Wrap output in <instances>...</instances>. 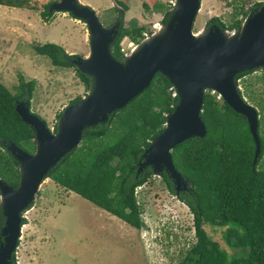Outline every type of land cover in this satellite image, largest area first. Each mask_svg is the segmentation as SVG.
<instances>
[{
  "label": "trees",
  "instance_id": "1",
  "mask_svg": "<svg viewBox=\"0 0 264 264\" xmlns=\"http://www.w3.org/2000/svg\"><path fill=\"white\" fill-rule=\"evenodd\" d=\"M31 1L0 0V5L30 9L34 8ZM52 2L46 3L40 13L46 22L51 20L48 7ZM117 3L126 10L123 2ZM263 4L257 2L255 5ZM156 6L162 7L159 3ZM117 11L120 28L111 45V53L117 60H122L125 51L120 45L121 40L128 37L137 44L144 33L151 31L135 21L123 26L121 11ZM169 13L168 10L163 15L161 23L166 21ZM245 13L243 6H236L229 24L218 17H213L210 23H217L223 29H237ZM33 48L36 53L48 56L54 66L73 67L85 88L90 89L91 78L77 70L71 63L75 55L68 54L60 44L46 42L35 44ZM34 88V80L25 81L22 77L15 93L0 82V178L12 187L18 185L19 167L7 149L8 144L13 142L28 153L35 150L34 132L16 112L15 103L25 100L30 108ZM80 99L81 96L75 97L69 105ZM251 99L262 107L259 100ZM176 103L171 84L156 73L147 88L111 113L104 124L85 129L80 144L49 170L47 178L130 226L143 228L145 223L136 188L148 181L152 170L146 167L137 173V163L150 141L163 130L166 114ZM200 116L206 125L205 136L189 138L171 151L175 169L189 182L188 188L180 191L177 198L193 215L195 236L178 264H264V169L257 167L264 153L261 120L258 125L261 148L253 163L254 141L244 116L233 111L211 91L204 94ZM160 177L174 194L173 183L165 170L161 171ZM3 222L0 206V225ZM25 222L22 217L21 224ZM206 224L223 228L226 245L236 253L229 254L214 240L206 231ZM18 243L19 239L17 246ZM15 252L11 264H17Z\"/></svg>",
  "mask_w": 264,
  "mask_h": 264
},
{
  "label": "water",
  "instance_id": "2",
  "mask_svg": "<svg viewBox=\"0 0 264 264\" xmlns=\"http://www.w3.org/2000/svg\"><path fill=\"white\" fill-rule=\"evenodd\" d=\"M200 5L201 0H174L166 21L125 52L122 60L111 53L120 20L106 27L96 12L79 0H57L49 5V12L69 13L88 27V52L83 57L75 55L71 63L91 78L90 89L61 111L55 132L31 113L27 101H16V112L34 132L35 150L28 153L13 142L7 146L18 161L19 182L12 187L0 178L4 217L0 264H11L23 213L36 200L49 170L80 144L85 129L104 124L111 113L147 88L156 73L169 81L177 103L166 114L163 130L144 150L137 173L151 167L152 174L160 176L165 170L175 196L188 188L189 182L174 167L171 151L189 138L205 136L207 129L200 112L206 91L217 93L233 111L245 117L254 141L253 163L256 161L261 148L259 114L242 96L237 77L264 68V4L250 10L237 29L230 31L209 23L194 32Z\"/></svg>",
  "mask_w": 264,
  "mask_h": 264
},
{
  "label": "rangeland",
  "instance_id": "3",
  "mask_svg": "<svg viewBox=\"0 0 264 264\" xmlns=\"http://www.w3.org/2000/svg\"><path fill=\"white\" fill-rule=\"evenodd\" d=\"M49 1L57 0H32L30 9L0 5V82L15 93L20 77L34 80L30 111L54 131L56 115L89 90L73 67L54 66L33 45L54 42L68 54L83 57L88 52L89 30L66 12L51 11V20L44 21L40 13ZM79 1L91 7L106 27L117 20V8L122 7L117 1H121L127 7L121 12L123 26L135 21L153 32L174 0ZM257 2L264 0H201L193 31L207 26L211 17L229 24L236 6L252 10ZM120 45L128 52L135 43L124 37ZM237 83L244 99L258 111L264 139V68L245 72ZM257 167L264 169V153ZM136 195L145 223L141 229L45 179L36 200L23 213L26 222L15 252L17 264H178L195 241L189 208L153 174L136 188ZM205 229L229 254L236 253L226 245L223 228L206 224Z\"/></svg>",
  "mask_w": 264,
  "mask_h": 264
},
{
  "label": "flooded vegetation",
  "instance_id": "4",
  "mask_svg": "<svg viewBox=\"0 0 264 264\" xmlns=\"http://www.w3.org/2000/svg\"><path fill=\"white\" fill-rule=\"evenodd\" d=\"M255 6H258V5H255ZM255 6H253V7H255ZM252 7V8H253ZM246 11V13H245V15L250 11V9L249 10H245ZM118 20V19H117ZM246 73H248V72H246ZM54 132V131H53Z\"/></svg>",
  "mask_w": 264,
  "mask_h": 264
},
{
  "label": "built area",
  "instance_id": "5",
  "mask_svg": "<svg viewBox=\"0 0 264 264\" xmlns=\"http://www.w3.org/2000/svg\"><path fill=\"white\" fill-rule=\"evenodd\" d=\"M147 34L146 33H144V36H146ZM123 50V49H122Z\"/></svg>",
  "mask_w": 264,
  "mask_h": 264
}]
</instances>
